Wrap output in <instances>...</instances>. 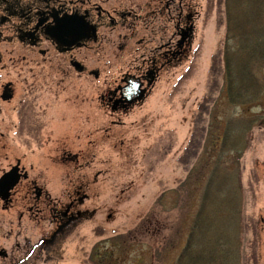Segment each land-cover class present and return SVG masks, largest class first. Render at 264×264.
I'll return each instance as SVG.
<instances>
[{
  "label": "rangeland",
  "instance_id": "374dc122",
  "mask_svg": "<svg viewBox=\"0 0 264 264\" xmlns=\"http://www.w3.org/2000/svg\"><path fill=\"white\" fill-rule=\"evenodd\" d=\"M182 7L194 16L188 46L127 110L112 111L98 97L118 81V64L138 58L140 32L124 49L106 43L102 55L83 52V63L96 77L75 72L56 51L43 56L50 68L32 76L19 62L6 61L0 69V83L13 84L11 99H0V174L19 159L27 177L48 193L50 206L81 197L76 209L83 211L58 240L53 259L45 260L30 247L49 221L45 213L35 219L31 201L15 187L6 205L0 200V264H173L232 115L260 117L238 159L244 228L237 264L248 249L255 252V264H264V89L253 103L230 105L220 61L216 85L199 110L211 85V57L218 53L220 60L224 2L182 0ZM26 58L40 56L31 52ZM257 74L264 79V65ZM22 101L31 111L19 129ZM195 125L200 145L179 158Z\"/></svg>",
  "mask_w": 264,
  "mask_h": 264
},
{
  "label": "flooded vegetation",
  "instance_id": "af4514ba",
  "mask_svg": "<svg viewBox=\"0 0 264 264\" xmlns=\"http://www.w3.org/2000/svg\"><path fill=\"white\" fill-rule=\"evenodd\" d=\"M193 20L192 13L183 12L182 0H0V69L5 67L6 61L19 62L20 69L32 76L42 67L50 68V61L43 56L56 51L65 56L75 72L96 77L97 72L83 63L80 57L83 52L91 50L102 55L106 43L117 50L124 49L135 33L140 32L138 58L118 64V81L98 97L102 105L112 111L127 110L141 102L139 97L149 91L161 69L181 59L190 42ZM169 22L172 31L165 37ZM154 36L156 40H151ZM31 52L40 58H26V53ZM115 59L117 57L111 55L110 60ZM149 79L151 84L148 85ZM12 95V82L0 83V99L10 100ZM30 111L31 106L22 101L18 107L19 129ZM14 165L18 179L0 200L6 205L16 187L31 201L28 210L35 219L45 213L49 229L30 248L43 252L45 260L53 259L58 240L69 225L82 216L83 211L76 209L81 197L70 199L60 207L50 206L48 193L27 177L19 159L0 177Z\"/></svg>",
  "mask_w": 264,
  "mask_h": 264
},
{
  "label": "trees",
  "instance_id": "16d2710c",
  "mask_svg": "<svg viewBox=\"0 0 264 264\" xmlns=\"http://www.w3.org/2000/svg\"><path fill=\"white\" fill-rule=\"evenodd\" d=\"M223 2L225 34L220 60L218 53L211 57L208 70L211 85L198 103L199 110L205 109L210 99L220 61V78L230 105L253 103L264 89V79L257 74L264 65V0ZM259 118L244 115L226 118L198 207L173 264H237L244 228L238 159L249 144L251 127ZM196 127L192 128L179 158L194 153L191 148L200 145L201 133ZM254 263L255 252L248 249L242 264Z\"/></svg>",
  "mask_w": 264,
  "mask_h": 264
},
{
  "label": "water",
  "instance_id": "95a60500",
  "mask_svg": "<svg viewBox=\"0 0 264 264\" xmlns=\"http://www.w3.org/2000/svg\"><path fill=\"white\" fill-rule=\"evenodd\" d=\"M151 79L147 81V84H150ZM144 89L140 90V93H143ZM143 95H141L142 98ZM16 165H14L10 170L6 171L5 173L2 174L0 177V197L5 198L8 194V189L11 188L15 182L18 179V174L15 172Z\"/></svg>",
  "mask_w": 264,
  "mask_h": 264
}]
</instances>
